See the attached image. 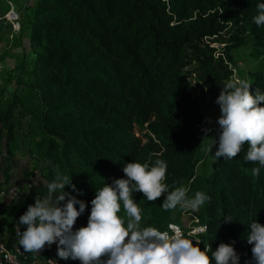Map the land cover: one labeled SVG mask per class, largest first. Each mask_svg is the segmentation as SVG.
<instances>
[{
    "label": "trees",
    "instance_id": "obj_1",
    "mask_svg": "<svg viewBox=\"0 0 264 264\" xmlns=\"http://www.w3.org/2000/svg\"><path fill=\"white\" fill-rule=\"evenodd\" d=\"M6 1L13 0H0L1 16L9 10ZM259 3L264 0H33L20 24L28 60L0 69V138L8 151L19 141L16 131L29 142L34 166L25 180L35 198L48 195L57 173L72 178L79 190L73 195L87 204L75 227L86 226L95 190L124 177L128 162L152 166L160 159L170 190L211 197L193 211L195 226L203 228L194 236L201 249L235 241L239 264H249L250 224L264 225V166L245 159L248 144L233 159L216 158L206 177L195 175V165L202 129L209 128L199 100L217 98L231 81L232 50L264 53V26L253 22ZM13 79L18 89L7 96ZM250 80L253 92L264 94V71ZM135 129L145 131L144 143ZM253 168H260L258 176ZM133 195L141 227L170 234L169 226L179 224L183 208L164 210V196L148 202ZM30 204L21 195L9 206L16 210L6 225L9 240ZM225 218L232 222L222 223ZM50 257L55 264H80Z\"/></svg>",
    "mask_w": 264,
    "mask_h": 264
},
{
    "label": "clouds",
    "instance_id": "obj_2",
    "mask_svg": "<svg viewBox=\"0 0 264 264\" xmlns=\"http://www.w3.org/2000/svg\"><path fill=\"white\" fill-rule=\"evenodd\" d=\"M258 15L253 18L257 26H264V3L257 5ZM220 116L218 138L212 139L209 150L215 147L214 157L233 159L248 144L245 159L264 166V94L253 92L251 84L241 80L227 82L215 101ZM212 123L211 118H206ZM203 139L211 128H203ZM124 177L113 179L95 190L87 225L76 228L78 218L87 204L73 192H79L72 178L57 173L47 185L48 195L35 198L19 217L18 223L26 226L19 240L25 252L40 254L45 247L57 246L61 260L79 261L80 264H239V256L231 244L200 245L180 233L169 234L154 227H141V208L134 193H142L148 202L164 196L162 208L197 211L211 197L197 191L187 196L184 187L169 189L165 183L167 164L157 159L149 163L128 162L122 169ZM260 168H253L258 176ZM70 187L72 191H66ZM78 205V208H77ZM125 213L121 216V210ZM232 222L225 218L222 223ZM195 242V243H194ZM247 243L252 245L249 264H264V225L254 220L250 224Z\"/></svg>",
    "mask_w": 264,
    "mask_h": 264
},
{
    "label": "rangeland",
    "instance_id": "obj_3",
    "mask_svg": "<svg viewBox=\"0 0 264 264\" xmlns=\"http://www.w3.org/2000/svg\"><path fill=\"white\" fill-rule=\"evenodd\" d=\"M33 0H13L12 2H7V6H12L13 9L17 12L19 23L21 24L25 19V14L28 8V5L31 4ZM21 25L19 30L13 32L10 24L0 19V56H8L5 58L4 63L0 65V69H10L13 65L20 63L21 60L26 59V55L30 54V46L26 38L27 31L21 32ZM16 36V38L14 37ZM20 39V46H16L15 40ZM220 49V46H216ZM23 52V53H22ZM233 59L232 69L233 75L230 82L236 81H247L250 83V75L256 70L264 71V53L254 49L253 47H242L230 52ZM29 69V64L26 63ZM18 89L17 85L12 80L11 85L8 87L6 94L9 96L13 91ZM217 98L212 96L200 99L198 102L199 111L203 115L207 125L212 129L211 134L218 136V124L216 123L218 117L220 116L219 105L215 102ZM206 118H211L212 123H208ZM25 123V122H24ZM18 136V142H10V151H8L7 140L6 138H0V171L9 169L8 171L16 170V172H22L27 174L32 171L34 163L32 162L31 156L29 155V142L24 140L20 133L16 131ZM135 137L140 139L142 143L146 141L144 134L145 131H140L135 129ZM201 137L202 149L197 155L196 165H195V175L197 177H206L212 170L215 168L216 158L214 153L216 148L212 149V152L209 150V145L212 140L210 138L203 139ZM19 187V185L17 184ZM186 189V187H184ZM187 190V189H186ZM178 207H180L178 205ZM181 208V207H180ZM179 224L175 226H169L171 233L176 234L180 233L184 238L198 241L194 238L195 235L203 232V228L195 226V217L194 213L190 209H182L181 215L179 218ZM195 243V242H194ZM44 257L46 256H55L57 255V246L53 244L50 248L45 247L42 251ZM29 253V252H28ZM32 257L35 253H29ZM51 258V257H50ZM54 260L53 258H51Z\"/></svg>",
    "mask_w": 264,
    "mask_h": 264
},
{
    "label": "built area",
    "instance_id": "obj_4",
    "mask_svg": "<svg viewBox=\"0 0 264 264\" xmlns=\"http://www.w3.org/2000/svg\"><path fill=\"white\" fill-rule=\"evenodd\" d=\"M0 19L10 24L13 32L16 33L19 30V18L12 6L9 7V10L4 15H0ZM20 197L19 188L16 185L0 186V204L5 200L11 202L18 201ZM1 215L2 212L0 210V218ZM24 228L23 225H15L10 240L0 237V264H55L51 258L41 260L38 257H30L29 253L23 250L19 244V240Z\"/></svg>",
    "mask_w": 264,
    "mask_h": 264
},
{
    "label": "crops",
    "instance_id": "obj_5",
    "mask_svg": "<svg viewBox=\"0 0 264 264\" xmlns=\"http://www.w3.org/2000/svg\"><path fill=\"white\" fill-rule=\"evenodd\" d=\"M9 170V169H8ZM7 169L0 171V186L2 185H19L20 196L27 198L30 202L35 203V196L33 195L30 187L31 184L25 180V175L22 172H16V170L8 171ZM8 176V178L6 177ZM8 180V182L6 181ZM8 183V184H7ZM21 198V197H20ZM16 202V201H15ZM11 201L5 200L2 204H0V210L2 212L0 218V235H3L4 238H8V230H7V222L12 219L13 214L16 210H12L9 206L11 205ZM31 256V255H30ZM33 257H38L41 260L48 258V256L44 257L43 252L40 254H35Z\"/></svg>",
    "mask_w": 264,
    "mask_h": 264
}]
</instances>
